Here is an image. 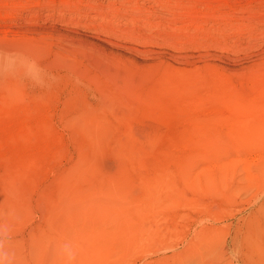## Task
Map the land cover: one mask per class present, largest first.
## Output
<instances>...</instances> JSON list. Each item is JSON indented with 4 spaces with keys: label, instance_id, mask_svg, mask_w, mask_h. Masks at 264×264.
<instances>
[{
    "label": "rangeland",
    "instance_id": "rangeland-1",
    "mask_svg": "<svg viewBox=\"0 0 264 264\" xmlns=\"http://www.w3.org/2000/svg\"><path fill=\"white\" fill-rule=\"evenodd\" d=\"M47 258L264 264V0H0V264Z\"/></svg>",
    "mask_w": 264,
    "mask_h": 264
},
{
    "label": "bare ground",
    "instance_id": "bare-ground-1",
    "mask_svg": "<svg viewBox=\"0 0 264 264\" xmlns=\"http://www.w3.org/2000/svg\"><path fill=\"white\" fill-rule=\"evenodd\" d=\"M63 196H65V195H63ZM67 196H69V194L67 195ZM65 199V198H64ZM63 199V200H64ZM67 199V198H66ZM68 200V199H67ZM70 201V200H69ZM71 202V201H70ZM121 212V211H120ZM120 212H119V214H120ZM122 213V212H121ZM124 213H122V215H123ZM121 218V217H120ZM71 219V218H70ZM132 219V218H131ZM122 220V219H121ZM70 221V220H69ZM74 222V221H73ZM69 223V222H68ZM70 223H72V221H70ZM131 224V223H130ZM120 225V224H119ZM124 226V225H123ZM105 227V226H104ZM132 228H133V226H131ZM135 227V226H134ZM77 228H78V225H77ZM107 227H105V229H106ZM118 228V227H117ZM121 228V227H120ZM119 228V229H120ZM124 228V227H123ZM123 228H121L122 230H123ZM132 228H130V229H132ZM75 229V228H74ZM113 229V228H112ZM115 229V228H114ZM114 229H113V231H114ZM126 229V228H125ZM127 229H129V228H127ZM104 229H102L101 230V233H102V231H103ZM107 230H108V228H107ZM77 231H79L78 229H77ZM82 231H83V229H82ZM98 231V230H97ZM117 231H118V229H117ZM130 231V230H129ZM132 231V230H131ZM110 232V231H109ZM116 232V231H115ZM75 233V232H74ZM77 233V232H76ZM83 234V232H81V229H80V235L82 236V234ZM93 233H96V232H93ZM92 233V234H93ZM100 233V232H99ZM106 233H108L107 231H106ZM113 233V232H112ZM75 235V234H74ZM77 236H78V234H76ZM84 235V234H83ZM80 238V237H79ZM77 239V237H75V236H70L69 235V237H66V238H64V246L66 245V249L67 250H69L68 252H70L71 251V253H73L72 255H73V259H74V261L73 262H76V260H77V258L79 259V256L82 254V253H84V249L85 248H81V247H83V246H85L84 244V242H82L81 241V239ZM100 239H102V238H100ZM95 240V239H94ZM62 241V240H61ZM58 242V241H57ZM56 242V243H57ZM79 242H81L80 244H81V246L79 245ZM55 242L53 243L52 242V245L54 244V246L56 247V245L58 244V243H60V242H58L57 244H56ZM51 244L49 245L50 247H52V249H53V246H52ZM95 246H97V245H95ZM95 246H93V249L91 250V251H95L96 249H95ZM58 248V247H57ZM59 248H60V245H59ZM88 248V247H87ZM55 249H53V257H55V258H58V257H60V256H58V255H55L54 256V253H55V251H54ZM63 249H62V247H61V251H62ZM17 251H19L20 253L22 252V251H20V249L19 250H17ZM48 251V250H47ZM28 252V251H27ZM49 252V251H48ZM50 252H51V250H50ZM59 252V251H58ZM63 252H64V250H63ZM88 252H89V250H88ZM15 253V252H14ZM30 253V252H29ZM64 253H66L67 254V252L65 251ZM63 253V254H64ZM71 253H69V255L67 254L66 256H68L69 258H70V254ZM98 253V252H97ZM15 254H17V253H15ZM19 254V253H18ZM51 254V253H50ZM12 256H15V255H13V254H11ZM60 255V254H59ZM90 256H91V254H89ZM31 257V259H32V254L30 255ZM89 256V257H90ZM10 257V256H9ZM17 259H18V255L17 256H15ZM15 257H13L12 258V260L15 258ZM62 257V256H61ZM60 257V258H61ZM89 257H87V259L89 258ZM23 258V257H22ZM21 258V259H22ZM60 258H58V259H60ZM90 258H92V257H90ZM2 259V258H1ZM33 259H34V257H33ZM50 260L52 259V258H49ZM48 258L46 259V261L48 262V260H49ZM65 259V258H64ZM24 260V259H23ZM44 260V259H43ZM68 259H66L65 261H67ZM83 260V259H82ZM10 261V260H9ZM16 262H18L19 261V259H18V261L17 260H15ZM52 261V260H51ZM58 261V260H57ZM70 261H72V260H70ZM90 261V260H89ZM88 260L86 261V263L87 262H89ZM15 262V263H16ZM54 262H55V260H54ZM59 262H60V260H59ZM80 262V261H79ZM83 262V261H82ZM21 263H22V261H21ZM43 263V262H42ZM49 263H51V262H48V264ZM18 264V263H17ZM43 264H45V261H44V263ZM56 264H57V262H56ZM68 264V263H67ZM69 264H71V263H69ZM73 264H76V263H73Z\"/></svg>",
    "mask_w": 264,
    "mask_h": 264
}]
</instances>
